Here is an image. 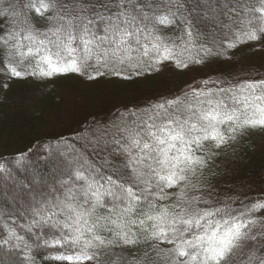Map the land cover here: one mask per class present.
Instances as JSON below:
<instances>
[{
	"label": "trees",
	"instance_id": "1",
	"mask_svg": "<svg viewBox=\"0 0 264 264\" xmlns=\"http://www.w3.org/2000/svg\"><path fill=\"white\" fill-rule=\"evenodd\" d=\"M24 2L25 0H4L0 9L7 8L10 3L15 4L17 9H22ZM203 2L178 0L177 3L173 0V3L169 4L168 0H153L154 5H159L157 15L174 14L169 17L173 19L172 24L157 25V34L167 37L169 45H175L172 57L159 60V55L163 54L162 50L160 54L150 52L149 57L143 58L145 63L139 69H133L127 63L120 65L117 69L121 72L120 76L96 75L97 68L101 72H107V69L97 64L95 55L88 60L89 67L82 68L83 74L69 71L43 76L40 70H48L46 61L42 59L44 56H51L57 64L66 63L72 58L78 59L79 62L84 55L82 45L79 41H74L72 47L76 48L77 52L72 57L62 52L64 60L57 62L55 53L59 49L53 43L56 37L48 32L49 24L46 19L51 13H47L45 17H40L34 12L30 14L31 23L37 31L28 39L24 38L29 35L28 32L10 39V34L18 29L14 27L11 15L8 18L0 17V177L5 176V183L11 185L14 176L10 177L9 173L20 175L32 156L56 154L58 157L55 163L40 161L35 166L39 173L38 178L51 186L53 193L46 191L45 186L41 187V190L45 188L42 195L39 188H36L32 192L37 195L34 197L35 201H30L25 195L20 197V206L10 207L6 202L0 205L3 212L0 218V238L8 235V228L14 229L16 235L23 237V240L18 242L19 248L10 251L0 248V264H69L66 260H57L56 257L80 251L82 242L78 247L53 243V239L60 235L59 229L47 225L39 228L33 226L29 232L23 226L31 224L34 218L32 209L42 205L47 207L45 201H51L53 198L63 199L62 181L71 180L78 187L85 184V181H75L73 172L77 168L89 179L92 178L90 170L97 169L99 175L95 178L105 187L108 186L100 176L113 175L111 165L120 164L122 157L114 152L115 145L94 143L96 130L101 126L118 124L122 119L129 122L146 119L148 115H154L155 105L179 92L181 101L175 107H165L168 113L180 116L181 120L187 115L184 108L188 105L197 112L215 109L217 105L222 112L231 114L235 111L239 120L217 124V130L221 133H225L233 123H240L245 118H259L257 108L264 107V100L257 101L254 97L264 93L259 87L249 90L245 84L264 78V44L249 41L244 33L254 30V26L242 25L239 21L241 17L251 19L260 14L243 11L238 0H206L207 3H216L215 15L209 18V21L213 22L210 26L208 19L205 20L195 11L197 7H205ZM242 2L248 8L259 7V0ZM233 8H236L235 12L232 11ZM214 23H218L219 27L216 28ZM258 23L259 21H254V24ZM189 26L193 33L192 41L188 40L185 32ZM214 31L216 34L213 35ZM17 40L19 47L14 46ZM40 41L44 43L41 44ZM136 55L135 52L132 53L133 57ZM176 59L189 67H176ZM157 60L159 62H156ZM149 64L155 70L149 69ZM10 65L24 74L14 76ZM137 70L142 75L137 76ZM89 75L93 78L89 79ZM206 80L209 81L207 84L204 83ZM219 89L226 91L220 92ZM194 91L204 95H195ZM209 100L212 104L208 103ZM245 104L248 107H245ZM177 108L181 111L177 112ZM155 111H160V122L166 119L163 110ZM131 113L136 115L132 116ZM211 131L209 128L208 133ZM63 148L70 150H67L68 153L63 151L64 155L67 153L66 156H69L68 159L60 156ZM72 149L76 151L75 154ZM72 154L75 157H72ZM123 174L127 176V172ZM113 179H116L114 175ZM202 181L203 200L208 202L201 203L202 211L215 213V209L224 208L225 205L233 210L243 211L246 205L256 202L257 197L264 195V131L252 129L243 136H238L226 153L209 162ZM152 182L156 183L155 180ZM189 195L200 193L189 192ZM104 199L109 202L108 208H111V197L105 196ZM149 202L164 205L174 203L170 200L158 201L156 195L149 197L148 201L142 198L131 219H145L141 213L148 210ZM233 214L238 222L243 223L264 218V212H258L255 217H242L239 212ZM96 215L108 216L109 212L107 208H99ZM222 215L223 213L214 214L207 217L206 221L221 220ZM64 218L65 216L59 213L55 217L60 220ZM113 218H116L115 214ZM152 224V221H146L143 227L139 223L130 225L132 232L140 240L141 249L145 247V236L151 234ZM193 231L200 234L202 229L194 228ZM96 234L112 238L103 230L97 231ZM186 235L191 239V234ZM84 238L91 239V234L86 232ZM46 241L48 243H45ZM13 243L17 241L13 240ZM106 253L104 264H112L120 255L126 258L127 264L128 260L139 255L132 246H125L124 249L109 248ZM82 264L93 262L85 260Z\"/></svg>",
	"mask_w": 264,
	"mask_h": 264
},
{
	"label": "snow or ice",
	"instance_id": "2",
	"mask_svg": "<svg viewBox=\"0 0 264 264\" xmlns=\"http://www.w3.org/2000/svg\"><path fill=\"white\" fill-rule=\"evenodd\" d=\"M238 2L243 11L260 14L251 19L241 17L239 22L254 26V30L244 33L249 41L264 44V0H259L258 8H248L242 0ZM3 3L4 0H0V4ZM168 3L172 4L173 0H168ZM158 11L159 5H154L153 0H25L22 9H17L11 3L7 8L0 9V17L8 18L11 15L13 18L18 31L11 33L10 39L23 32L29 33L24 37L28 39L37 31L31 23L30 14L34 12L45 17L51 13L46 19L48 32L56 37L53 43L59 49L55 53L57 62L64 60L62 52L68 57L77 52L72 47L74 41L82 45L84 55L79 62L72 58L66 63L57 64L51 56H44L42 59L46 61L48 70H40L43 76L69 71L83 74L82 68L89 67L87 62L92 55L96 56L98 65L107 69V72H101L97 68L96 75L120 76L121 72L117 70L120 65L127 63L129 67L139 69L145 63L143 58L149 57L150 52L160 54L162 50L159 60L172 57L175 45H169L167 37L157 34V25L172 24L173 19L169 17L174 14L157 15ZM232 11L235 12L236 8ZM254 21L259 23L254 24ZM185 32L188 40L192 41L190 26ZM14 46L19 47L18 40ZM133 52L137 54L135 57L132 56ZM175 66L189 67L179 59L175 60ZM148 67L155 70L151 64ZM10 69L14 76L24 74L14 66L10 65ZM135 74L142 75L138 70ZM92 78L89 75V79ZM208 82L204 81L205 84ZM245 86L249 90L259 87L264 93V78L246 82ZM194 94L204 95L195 91ZM254 100H264V95L255 96ZM178 103L177 98L155 105V110H163L166 117L162 122L160 111L154 110V115H148L146 119L131 122L122 119L118 124L98 128L94 143L115 145L114 152L122 157L120 164L111 165L116 179H113V175L100 176L108 185L105 187L95 178L99 175L97 169L90 170L91 179L85 177L79 168L75 169V181H85V184L78 187L71 180L62 181L63 199L53 198L45 201L47 207L42 205L32 209L34 218L31 224L23 227L29 232L33 226L39 228L47 225L59 229L60 235L53 239L57 245L78 247L82 242L78 253L60 255L56 257L57 260L79 261L83 258L93 264H104L106 249L132 246L139 255L128 260L127 264H264V218L243 223L238 222L233 214L239 212L242 217H255L258 212H264V203L260 202L264 201V195L257 197L251 205H246L243 211L233 210L228 205L215 209V213L200 208L201 203H208L203 200L202 177L209 162L226 153L238 136L252 129L264 131V107L257 108L258 119L245 118L221 133L217 130V124L239 120L235 111L231 114L222 112L217 105L215 109L197 112L188 105L184 108L187 115L181 120L180 116L168 113L165 107H175ZM208 103L212 104V101ZM245 107L248 105L245 104ZM180 111L177 108V112ZM130 115L135 116L136 113ZM209 128L212 130L210 134ZM124 172H127V176ZM189 192L200 195L190 196ZM153 195L157 196L158 201L170 200L174 203L164 205L149 202L148 210L141 213L145 219H131L141 199L148 201ZM105 196L111 197V208H108L109 202L104 199ZM99 208H107L109 215L97 216ZM58 213L65 218L55 219ZM221 213V220L206 221L207 217ZM225 216L228 218L225 219ZM146 221L153 222L152 231L145 236V247L141 249L140 240L130 225L139 223L143 227ZM202 221L206 222L202 224ZM194 228L202 231L195 234ZM100 230L108 232L112 238L97 235L96 232ZM86 232L91 234V239L84 238ZM186 234H191V239ZM13 240L17 243H13ZM22 240L23 237L16 235L14 229L8 228V235L0 238V248L9 251L19 248L18 242ZM125 259L120 255L112 264H125Z\"/></svg>",
	"mask_w": 264,
	"mask_h": 264
},
{
	"label": "rangeland",
	"instance_id": "3",
	"mask_svg": "<svg viewBox=\"0 0 264 264\" xmlns=\"http://www.w3.org/2000/svg\"><path fill=\"white\" fill-rule=\"evenodd\" d=\"M203 4H205V7H197L195 9V11H197L201 16L202 18H205V20L208 19L209 21V18L210 17H213L215 15L214 13V10H215V4L214 2H210V3H207L206 0H203ZM219 2V1H218ZM215 19V18H214ZM209 21V25L211 26L213 24V22ZM214 25L216 26V28H218V23H214ZM216 34V31L213 32V35ZM190 87H193V86H190ZM186 91V90H185ZM181 95V93H175L173 94L172 96H170L169 98H166L165 100H168V99H174L176 100L178 98L179 101H181L179 99V96ZM164 100V101H165ZM67 150H69V148H63L62 149V152H60V156H64L63 159H68L69 156H66L67 155ZM67 152L65 155L64 153ZM70 151V150H69ZM76 151H74L72 149V153L75 154ZM72 154V157L75 155ZM70 155V154H69ZM71 157V156H70ZM40 161H43L45 163H48V162H57L58 161V157L56 156V154L53 156H50V155H43V154H40L38 156H32L31 158H29L28 160V163H27V167L26 169L22 170V173L18 176L14 175L12 172L9 173L10 177L14 176V179H13V182L12 184H6L5 182V176H1L0 177V205L3 203V202H6L7 204L10 205V207H14V206H20L21 203H20V197H23L25 195H27L28 199H30V201H35L34 197H36L37 195L36 194H32L33 190L36 189V188H39V193L42 194L43 191H45L43 188V190H41V187H45L46 186V191H48L49 193H53L51 192L52 190V187L51 186H48V184L44 183V180H41L40 178H38L37 175H39L38 171L35 169V166H37L40 162ZM38 191V189H37ZM32 194V195H31ZM44 195V194H42ZM38 200V199H37ZM36 200V201H37ZM26 208V207H25ZM23 211L25 210L24 208L22 209ZM3 212L0 210V218L2 217V214ZM67 263L69 264H82L85 262V259H81L79 261H76V260H72V261H67Z\"/></svg>",
	"mask_w": 264,
	"mask_h": 264
}]
</instances>
